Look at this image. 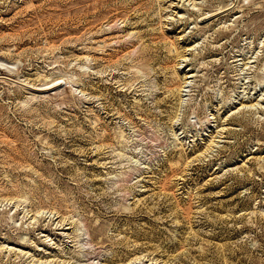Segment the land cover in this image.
<instances>
[{
  "label": "rangeland",
  "instance_id": "obj_1",
  "mask_svg": "<svg viewBox=\"0 0 264 264\" xmlns=\"http://www.w3.org/2000/svg\"><path fill=\"white\" fill-rule=\"evenodd\" d=\"M0 264H264V0H0Z\"/></svg>",
  "mask_w": 264,
  "mask_h": 264
}]
</instances>
